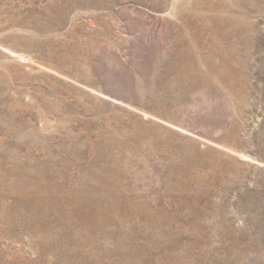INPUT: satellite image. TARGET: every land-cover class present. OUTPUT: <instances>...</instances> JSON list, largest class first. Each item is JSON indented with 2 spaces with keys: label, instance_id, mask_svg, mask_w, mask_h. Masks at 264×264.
Returning <instances> with one entry per match:
<instances>
[{
  "label": "rangeland",
  "instance_id": "obj_1",
  "mask_svg": "<svg viewBox=\"0 0 264 264\" xmlns=\"http://www.w3.org/2000/svg\"><path fill=\"white\" fill-rule=\"evenodd\" d=\"M0 264H264V0H0Z\"/></svg>",
  "mask_w": 264,
  "mask_h": 264
}]
</instances>
